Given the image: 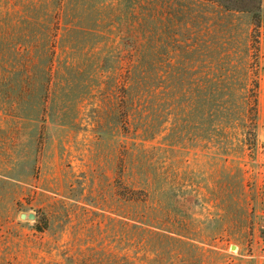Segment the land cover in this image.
Returning a JSON list of instances; mask_svg holds the SVG:
<instances>
[{"label": "rangeland", "instance_id": "obj_1", "mask_svg": "<svg viewBox=\"0 0 264 264\" xmlns=\"http://www.w3.org/2000/svg\"><path fill=\"white\" fill-rule=\"evenodd\" d=\"M0 264H264V0H0Z\"/></svg>", "mask_w": 264, "mask_h": 264}, {"label": "water", "instance_id": "obj_2", "mask_svg": "<svg viewBox=\"0 0 264 264\" xmlns=\"http://www.w3.org/2000/svg\"><path fill=\"white\" fill-rule=\"evenodd\" d=\"M26 216H27V214L22 213V217H26ZM28 217H29V218H35V214H34V213H29V214H28Z\"/></svg>", "mask_w": 264, "mask_h": 264}, {"label": "trees", "instance_id": "obj_3", "mask_svg": "<svg viewBox=\"0 0 264 264\" xmlns=\"http://www.w3.org/2000/svg\"><path fill=\"white\" fill-rule=\"evenodd\" d=\"M256 86H257V84H256ZM256 103H257V97H256V94H255L254 99H253V106L254 107H255Z\"/></svg>", "mask_w": 264, "mask_h": 264}, {"label": "crops", "instance_id": "obj_4", "mask_svg": "<svg viewBox=\"0 0 264 264\" xmlns=\"http://www.w3.org/2000/svg\"><path fill=\"white\" fill-rule=\"evenodd\" d=\"M21 216H22V213H21Z\"/></svg>", "mask_w": 264, "mask_h": 264}]
</instances>
